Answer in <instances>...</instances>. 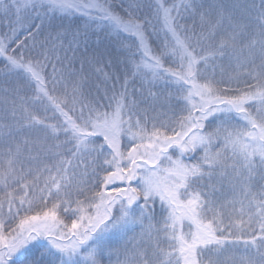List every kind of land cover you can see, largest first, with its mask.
<instances>
[{"label":"snow or ice","instance_id":"obj_1","mask_svg":"<svg viewBox=\"0 0 264 264\" xmlns=\"http://www.w3.org/2000/svg\"><path fill=\"white\" fill-rule=\"evenodd\" d=\"M0 264H264V0H0Z\"/></svg>","mask_w":264,"mask_h":264}]
</instances>
